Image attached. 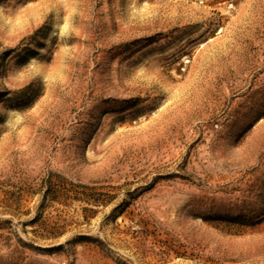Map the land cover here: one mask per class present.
I'll return each mask as SVG.
<instances>
[{"label": "rangeland", "instance_id": "374dc122", "mask_svg": "<svg viewBox=\"0 0 264 264\" xmlns=\"http://www.w3.org/2000/svg\"><path fill=\"white\" fill-rule=\"evenodd\" d=\"M0 264H264V0H0Z\"/></svg>", "mask_w": 264, "mask_h": 264}]
</instances>
